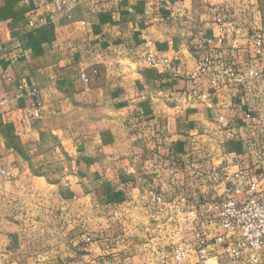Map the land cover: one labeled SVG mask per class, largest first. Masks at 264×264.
<instances>
[{"label": "crops", "instance_id": "0c3cea01", "mask_svg": "<svg viewBox=\"0 0 264 264\" xmlns=\"http://www.w3.org/2000/svg\"><path fill=\"white\" fill-rule=\"evenodd\" d=\"M63 1L0 0V170L13 167L0 172V199L63 209L57 231L0 226V264H176L185 221L202 229L186 264L205 242L202 263L226 264L213 239L224 231L206 225L223 176L240 166L264 190V54L253 43L264 0ZM212 6L227 8L222 23ZM148 52L184 76L148 66ZM226 68L241 81L225 82ZM35 102L38 117L26 112Z\"/></svg>", "mask_w": 264, "mask_h": 264}, {"label": "built area", "instance_id": "2783aa9c", "mask_svg": "<svg viewBox=\"0 0 264 264\" xmlns=\"http://www.w3.org/2000/svg\"><path fill=\"white\" fill-rule=\"evenodd\" d=\"M65 1L62 3L65 4ZM210 11L214 14L215 22L218 24L223 22L227 14V8L224 6H212ZM29 24L35 25L33 21H30ZM198 43L200 47H203L209 43V39L199 35ZM253 43L257 55L264 54V36L260 31L254 33ZM145 63L151 67L164 68V70L170 71L174 77L184 76L165 56H156L152 52H148L145 56ZM211 63L212 59L209 53L200 58L197 62V74H204ZM197 74H191V78H195ZM249 75L251 77L257 75L255 63L249 70ZM223 76L225 82L241 81L237 73L227 68L223 70ZM81 78L84 81L87 80L84 74H81ZM215 80L213 79V84L217 85ZM19 88L24 89V86L20 85ZM196 89L200 90V87L194 85V90ZM35 91V89L32 90V92ZM40 107V102H35L26 108V112L32 117H38ZM219 120L226 124L224 116H220ZM0 172L7 177H12L13 167L8 166L1 169ZM225 180L228 183L226 191L210 205V214L206 219V225L211 227L210 231L215 232L218 228L224 231L221 234L213 235V239L215 243L223 245L227 260H244L250 264L258 263L260 256L264 254V190L240 166L234 171H228ZM206 256V247H199L194 264H202ZM175 257L184 259L186 254L178 248L175 251Z\"/></svg>", "mask_w": 264, "mask_h": 264}, {"label": "rangeland", "instance_id": "374dc122", "mask_svg": "<svg viewBox=\"0 0 264 264\" xmlns=\"http://www.w3.org/2000/svg\"><path fill=\"white\" fill-rule=\"evenodd\" d=\"M39 209H40L39 207L27 209L26 206L13 204L10 201H8V199L6 198L0 199V215H1L0 222L2 221V223H0V226L7 230L9 228H13V229L25 231L30 227L31 230L39 231L42 229L50 228L52 229V231L53 230L57 231L58 227H60L61 224L55 216L59 215L60 211L63 210L62 206L60 204L58 205L56 204L54 209L50 208L49 212H46V208H45V212H42ZM34 217L39 220H41L42 218V220H45V224H39L37 225V227L36 225L34 226V224L30 222L31 219H33ZM45 217L47 218L45 219ZM47 219H49L50 222H48ZM193 228H195V230L198 232L202 230L199 227L197 228L193 223L191 224L189 221H185L179 224L178 234L176 238L178 241V246L176 249L179 248L180 250H183L186 254V257L184 259H176L174 255L173 261L176 264H186L187 260H189L190 258L188 255L193 253L190 252L192 249L191 244L194 242L190 236V233L194 231ZM53 240H54L53 238H50V240L46 239L44 241L48 244L49 242H53ZM201 245L202 247L206 246V242L202 243ZM226 262H227L226 264H250L244 260H234V261L227 260ZM255 264H264V254L260 256L258 263Z\"/></svg>", "mask_w": 264, "mask_h": 264}]
</instances>
